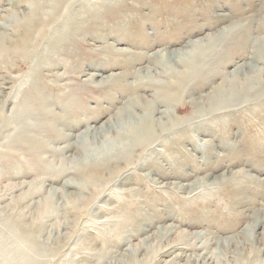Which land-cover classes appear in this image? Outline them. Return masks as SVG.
Masks as SVG:
<instances>
[{
	"label": "rangeland",
	"instance_id": "374dc122",
	"mask_svg": "<svg viewBox=\"0 0 264 264\" xmlns=\"http://www.w3.org/2000/svg\"><path fill=\"white\" fill-rule=\"evenodd\" d=\"M52 5L0 0V44L12 46L24 26L33 32L25 55L0 53V233L12 217L40 227L42 240L61 247L48 257L55 264H264V91L211 102L231 80L252 72L264 80V0ZM79 23L91 32H76L62 51L57 41ZM196 41L214 45L196 53ZM189 62L199 72L169 105L172 120L187 122L157 128L141 147L133 135L145 104ZM136 100L142 108L120 121Z\"/></svg>",
	"mask_w": 264,
	"mask_h": 264
},
{
	"label": "bare ground",
	"instance_id": "6f19581e",
	"mask_svg": "<svg viewBox=\"0 0 264 264\" xmlns=\"http://www.w3.org/2000/svg\"><path fill=\"white\" fill-rule=\"evenodd\" d=\"M68 0H51L52 2V6L55 7V9L58 11L59 9H62L65 4H67ZM119 1V0H118ZM72 2V1H71ZM122 2V1H121ZM124 5V4H123ZM67 8V7H66ZM69 8V7H68ZM67 8V9H68ZM124 8V7H123ZM121 7V9H123ZM120 9V10H121ZM130 10V8H129ZM50 12V11H49ZM128 12V11H127ZM130 12V11H129ZM57 13V12H56ZM41 14V13H40ZM48 14V13H47ZM116 11L113 12V15H116ZM42 15V14H41ZM53 15V14H52ZM43 16V15H42ZM46 16V15H45ZM51 16V15H50ZM109 16V15H108ZM65 17V16H64ZM114 17V16H113ZM112 17V18H113ZM44 18V17H42ZM46 18V17H45ZM50 18V17H49ZM107 18V15H106ZM110 18V17H108ZM52 19V18H51ZM41 17L40 15H34L32 16V21H34L33 24H37L40 25L41 24ZM47 20V19H46ZM44 20V21H46ZM17 23V22H16ZM92 23V22H91ZM100 23V22H99ZM84 24L82 23L80 25H73L69 28V33L72 34L71 38L68 40L59 38V40L57 41V46H59L60 49H62V51H65V48L67 47H71L72 45H74V43H77V41L75 42V39L73 38L74 34H76V32L79 31H85L84 29H88V25H85L87 27L83 26ZM25 27V26H24ZM23 27V28H24ZM28 26H26V28H21L23 30V32H21L22 34L20 35V38L17 42L12 43V46H6L4 44H0V53L5 57H7V55L9 54V50L13 51V53H23L26 52L29 48V38L30 36V32L29 29H27ZM37 27V26H36ZM95 27V26H94ZM262 27V26H261ZM46 29V28H45ZM93 29V28H92ZM46 31V30H45ZM48 31V30H47ZM42 32V31H41ZM49 32V31H48ZM85 32V33H86ZM91 31L87 32L90 33ZM33 33V32H32ZM43 33V32H42ZM224 33V32H223ZM232 33V32H231ZM62 34V33H61ZM4 35V34H3ZM32 35V34H31ZM37 35V34H36ZM64 35V33L62 34V36ZM33 36V35H32ZM35 36V35H34ZM77 36V35H76ZM229 36V35H228ZM42 37V36H41ZM50 37V36H49ZM210 37V36H209ZM215 36L214 39H216ZM73 38V39H72ZM230 38V37H229ZM40 39V38H39ZM206 39V38H205ZM236 39V38H235ZM238 37H237V41H238ZM264 39V38H263ZM262 39V40H263ZM42 40V39H41ZM77 40V39H76ZM209 40V39H208ZM213 41V39H211ZM210 40V41H211ZM5 40H3L4 43ZM198 41V40H197ZM197 41L193 44H195V50L196 53H203V51L205 50V48H209L211 46L214 45V43H204V41H200L197 43ZM264 41V40H263ZM216 42V41H215ZM259 41H257L258 43ZM32 43V42H31ZM37 43V42H36ZM43 44V42H41ZM210 43V44H209ZM230 43V42H229ZM260 43V42H259ZM264 43V42H263ZM31 45V44H30ZM40 46V45H39ZM46 46V45H45ZM75 46V45H74ZM73 46V47H74ZM264 47V44L262 45ZM47 47V46H46ZM45 47V48H46ZM241 47V46H240ZM262 47V48H263ZM261 48V47H260ZM56 49V47H55ZM74 49V48H73ZM224 49V48H223ZM35 51V49H33ZM259 50V49H258ZM33 52V51H32ZM68 52V51H67ZM66 52V53H67ZM75 52V51H73ZM257 52V49H256ZM260 52V50H259ZM62 53V52H61ZM71 53V52H70ZM33 53H30L29 55H31ZM262 54V53H261ZM1 55V56H2ZM25 55V54H24ZM0 56V57H1ZM33 56V55H31ZM57 56V55H56ZM45 57V56H44ZM43 57V58H44ZM70 57V56H69ZM263 57V56H262ZM19 58V57H18ZM29 58V57H28ZM31 58V57H30ZM35 58V57H34ZM71 58V57H70ZM193 58V57H192ZM259 58V57H257ZM32 59V58H31ZM9 60V59H8ZM12 60V59H11ZM10 60V61H11ZM14 60V59H13ZM27 60V59H26ZM34 60V59H33ZM193 60V59H191ZM9 61V62H10ZM52 61V60H51ZM6 62V61H5ZM35 63V62H34ZM190 63V70L186 73H182L181 76L179 77H175L176 75L174 74V77L172 79V82L169 85H161L158 87L157 89V93L158 95L155 96V100L154 101H147V103L144 106V111L145 113L143 115L139 116V124L136 128V131L133 135V139L135 141H137L136 143L141 144V147L144 146V148L147 146V144L150 142L151 139H153L154 137H156V135L159 133H157V128H160V133L161 135L164 132H170L172 130H174V128H178L177 126H179L180 124H183V122H187L184 121L183 119H181L179 122H175L174 120H172L171 117V111L169 110V105L171 104L173 98L175 97V94L178 93V91L180 90V88H184V87H188L189 86V81L187 78L190 77H194L195 75H197V73L199 72V67L197 66V64ZM7 64V63H6ZM12 64H14V62L12 61ZM251 64V63H250ZM55 66V64H54ZM187 68V66H186ZM210 66L208 65L207 69L209 70ZM174 69V68H173ZM253 69V68H252ZM264 69V68H263ZM185 70V69H184ZM183 70V71H184ZM214 70V69H213ZM207 71V70H206ZM203 72H205L203 70ZM210 72V71H208ZM140 73V72H139ZM253 75L252 76H245L246 79L244 80V82L239 83V79L236 80L234 79L233 81L231 80V83L229 85L228 88L225 87H219L218 90H216V94L211 98V102L213 104H215V106L218 105H234L237 103H241V102H245L248 101L249 99H252L253 97L257 96V93L259 91L257 90H263L264 91V80L263 77L261 75V73H257V72H252ZM251 73V74H252ZM238 74V73H237ZM241 74V73H239ZM238 74V75H239ZM94 75V74H93ZM138 75V74H137ZM243 75V74H242ZM96 76V75H95ZM237 76V75H236ZM150 77V76H148ZM211 77L209 74L206 75V79L205 82H207L206 80H208V78ZM241 77V75H240ZM112 78V77H111ZM108 78V79H111ZM154 78V77H151ZM225 79H227V77H224ZM171 79V78H170ZM169 79V80H170ZM204 79V78H203ZM242 79V77H241ZM200 80V79H199ZM210 80V79H209ZM208 80V81H209ZM213 80V79H212ZM224 80V79H223ZM104 81V80H103ZM106 81V80H105ZM201 82V80H200ZM156 83V82H155ZM228 83V84H229ZM191 84V82H190ZM199 84V83H198ZM227 84V82H226ZM255 84H259L258 88L255 86ZM30 89V88H29ZM186 89V88H185ZM215 90V89H214ZM34 92V91H33ZM89 92V91H88ZM31 94V91H30ZM20 95V94H19ZM14 96V95H12ZM17 96V95H16ZM34 100L36 101V103L41 105V99H40V95L38 94H34ZM208 96V95H207ZM18 97V96H17ZM16 98V97H15ZM136 98V97H135ZM141 96L138 98V100H140ZM145 98V97H144ZM8 99H6L7 101ZM18 100V98H17ZM16 100V101H17ZM142 100V99H141ZM202 100V99H201ZM146 101V100H145ZM144 101V102H145ZM204 102V101H203ZM202 102V103H203ZM141 103V101H140ZM186 103V102H185ZM4 104V102H3ZM6 104V103H5ZM148 104V105H147ZM160 104H163V106L166 107L165 110L159 109ZM15 105V104H14ZM177 105V104H175ZM179 105V104H178ZM191 105V103H190ZM201 105V104H200ZM197 106V105H196ZM198 107V106H197ZM200 107V106H199ZM142 108V105L138 104L137 100L133 101L130 105L126 106L125 108H123L121 110V112H119V116L118 119H120V121L123 120L124 118V113H129L130 115H133V113H136L137 109ZM180 108V107H179ZM220 108V107H219ZM193 109V108H192ZM198 109V108H197ZM4 110V109H2ZM196 110V108L194 109ZM199 110V109H198ZM157 111V112H156ZM210 112V109L208 110ZM196 112V111H195ZM198 112V111H197ZM202 112V111H201ZM14 113V112H13ZM158 114V118H155L154 114ZM200 113V111H199ZM208 114V112H206ZM195 114V113H194ZM184 115V114H183ZM182 116V115H181ZM190 116V115H188ZM187 116V117H188ZM193 116V115H192ZM127 117V116H126ZM164 117H167L168 121H163L162 119ZM183 117V116H182ZM186 117V116H184ZM183 117V118H184ZM194 117V116H193ZM196 117V116H195ZM198 117V116H197ZM178 118V117H177ZM179 119V118H178ZM161 121V122H160ZM160 122V123H159ZM124 124V123H123ZM122 124V125H123ZM128 124V123H127ZM121 125V126H122ZM160 125V126H159ZM125 126V125H124ZM176 130V129H175ZM118 131V130H116ZM120 131V130H119ZM109 134V133H108ZM173 134V133H172ZM160 135V136H161ZM113 136V135H112ZM176 136V134H175ZM113 138V137H112ZM116 141V140H115ZM113 142V141H112ZM110 142V143H112ZM128 142V141H127ZM109 143V142H108ZM122 142L119 143V145H121ZM114 144V143H112ZM107 145V142H106ZM115 145V144H114ZM149 146V145H148ZM106 147V146H105ZM119 147V146H118ZM122 148V157L125 158V160H127V165H132L134 163L133 160V152L129 151L130 150V145H123L121 146ZM112 149V148H111ZM100 154V153H98ZM109 154V153H108ZM93 158V157H92ZM89 159V158H88ZM118 163V162H117ZM108 166V163H101L98 165V168H96V170L94 171V176H97V178L99 176H101V170H103L104 168H106ZM117 167V166H116ZM119 167V166H118ZM20 176V175H19ZM105 179V177H103ZM246 178V177H245ZM250 179V177H249ZM78 184V183H77ZM77 186V185H76ZM80 186V185H79ZM83 188V187H82ZM85 188V187H84ZM76 200V199H75ZM91 203V202H90ZM36 204V203H35ZM138 204V203H137ZM73 208V207H72ZM134 209V208H133ZM75 211V210H74ZM5 214V213H4ZM260 214V213H259ZM15 216V215H14ZM19 216V215H18ZM2 218V217H0ZM261 220V219H260ZM10 223L9 225L7 224V228L5 231H2L0 233V235H2V237L4 236V238H2L0 236V255L3 257V263L4 264H55L58 258H53L48 260L49 256H54L56 254H58V252L60 251L61 247L56 246L54 243H51L48 239L46 240H42L39 237L40 234V227L37 226H32V224H27L24 220L20 219L19 217L17 218H10ZM256 221V220H255ZM258 221V220H257ZM33 223V222H32ZM37 223V222H36ZM120 225V224H119ZM169 229V228H168ZM250 229V228H249ZM21 231H23V233H20ZM248 232V231H246ZM252 232V231H251ZM254 233V232H253ZM23 235L25 237V243L19 242V239L23 238ZM248 235V233H247ZM256 237V236H255ZM158 239V238H157ZM68 240V239H67ZM24 241V240H23ZM27 241V242H26ZM231 241V240H230ZM253 241V240H252ZM67 244V243H66ZM66 244L63 246L65 247ZM258 244V243H257ZM264 245V244H263ZM196 246V245H195ZM62 247V250H63ZM142 248V247H141ZM172 248V247H171ZM138 249V248H137ZM135 250V249H134ZM133 250V251H134ZM140 250V249H139ZM132 251V250H131ZM130 253V252H129ZM128 253V254H129ZM133 254V252H131ZM136 255V254H135ZM114 257V256H113ZM133 257V256H132ZM137 257V255H136ZM130 259V258H129ZM249 260V259H248ZM146 261V260H145ZM127 261H125L126 263ZM130 262V261H129ZM128 262V263H129ZM136 262V261H135ZM140 262V261H139ZM147 262V261H146ZM124 263V262H123ZM131 264V262H130ZM145 264V263H142ZM155 264V263H154Z\"/></svg>",
	"mask_w": 264,
	"mask_h": 264
}]
</instances>
